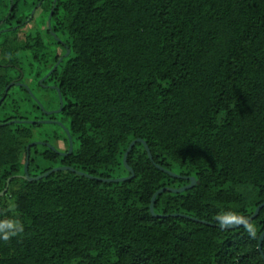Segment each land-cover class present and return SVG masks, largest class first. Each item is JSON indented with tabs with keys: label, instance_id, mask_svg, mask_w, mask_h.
Here are the masks:
<instances>
[{
	"label": "trees",
	"instance_id": "1",
	"mask_svg": "<svg viewBox=\"0 0 264 264\" xmlns=\"http://www.w3.org/2000/svg\"><path fill=\"white\" fill-rule=\"evenodd\" d=\"M40 9L53 43L25 29ZM26 70L55 94L71 154L38 144L54 125L34 122L40 101L41 115L21 112L34 101ZM0 102V219L24 226L0 240V264H264V207L256 239L215 221L264 204V0H0ZM136 140L153 161L136 144L130 181L52 172L126 178ZM27 162L31 178L48 175L27 181ZM186 178L196 185L159 193L156 215L211 225L152 216L153 196Z\"/></svg>",
	"mask_w": 264,
	"mask_h": 264
},
{
	"label": "rangeland",
	"instance_id": "2",
	"mask_svg": "<svg viewBox=\"0 0 264 264\" xmlns=\"http://www.w3.org/2000/svg\"><path fill=\"white\" fill-rule=\"evenodd\" d=\"M30 6L31 5H27L26 7L27 8H22L21 9V12L19 13L20 15H26V16H31V17H33L34 16V14H35V11L36 10H32L31 12H30ZM44 16V17H43ZM44 18L45 20H46V17H45V13L44 12H42L41 11V9L40 10H38V13L36 14V16H35V19H34V21L30 24H27V26L25 27V29H30V28H37V29H39V30H41L42 31V33L45 35L44 37H45V42H47V41H51L52 43L54 42L53 41V39H51L50 37H49V35H47V33H46V28L45 27H42V25H40V26H36V24H37V21H39V18ZM16 25H13L12 27H15ZM9 35L11 36L12 35V33H9ZM36 70V69H35ZM35 70H33L32 71V74H29V72L31 71V70H26L27 71V78H26V80H25V82L28 84V87L31 89V91L33 92V95L30 93V96L32 97V99L34 100V101H29V102H23V103H21L20 104V107H21V112L22 113H24V116H27V117H34V116H39V115H41V113L40 112H38V111H36V110H34V104H36V101H40V102H42L43 104H44V106H45V108H46V110H53V111H58L59 109H56L57 108V105H56V103H57V101H56V96H55V94H53V93H51V91L50 90H44L43 88H42V84H41V81L44 79V77L42 78V79H40L39 81L36 79L35 80ZM16 91H17V93H18V98L20 97V96H22V97H24L25 98V96H24V94L26 95V92H22V91H19V89H15ZM36 97V99H34V97ZM54 100V102L52 103V101ZM49 102L51 103V104H49ZM50 110V111H51ZM46 112H48V111H46ZM28 113H32L33 115H28ZM57 116H59V114H57ZM68 124H67V122H64V126L66 127ZM58 130L56 129V128H54V127H49V126H46V127H43L42 128V135L41 136H39V132H38V136H37V138H40V139H42V140H50V144L49 145H51V144H53V143H55V145H57L56 144V141L54 140V138H55V136H54V133H56ZM58 136L60 137V138H64V135L62 134V133H60L59 131H58ZM52 139V140H51ZM40 143H44V141H40ZM52 146V145H51ZM62 147L63 146H60V149H62ZM54 148V147H53Z\"/></svg>",
	"mask_w": 264,
	"mask_h": 264
},
{
	"label": "water",
	"instance_id": "3",
	"mask_svg": "<svg viewBox=\"0 0 264 264\" xmlns=\"http://www.w3.org/2000/svg\"><path fill=\"white\" fill-rule=\"evenodd\" d=\"M13 85H14V83H12V84L6 89V92H7V91H8ZM3 100H4V98H2V101H3ZM0 105H1V102H0ZM61 105H62V102H61ZM66 131H67V130H66ZM67 133H68V135H69V132H68V131H67ZM69 139H70V150H69V153H72V151H73V143H72V139H71L70 135H69ZM138 143H141V144L144 145V147H145V149H146V152L148 153V157H149V159H150L151 161H153V157H152V155H151V152H150V150H149L148 145H147L144 141H142V140H136V141H133V142L130 144V146L128 147V149H127V151H126V153H125V155H124V160H123L125 167L127 168L128 172L130 173V176H128V177H126V178L116 179V180L94 178V177L89 176V175H86V174H84V173H82V172L76 171V170H74L73 168H70V167H61V168H57V169L52 170V172H58V171H70V172H74V173H76L77 175H80V176H86V177H88V178H90V179H97V180H100V181H103V182H124V181H130V180H132V179L135 177V174H134V171L128 166V164H127V158H128V156H129V154H130L132 148H133L136 144H138ZM38 144H42V143H38ZM34 145H36V144H31V145H29V146L27 147V150L29 151L30 148L33 147ZM27 159H29V155L27 156ZM156 168H158L159 170H161L162 172L168 174V175L171 176V177H174V178H181V176L176 175V174H174V173H172V172H170V171H167V170H165L164 168H162V167H160V166H157V165H156ZM47 175H48V174L46 173V174H44L43 176H40V177H38V178H31V177L29 176V174H28V162L26 163V165H25V176H24V179H26L27 181H30V182H31V181L40 180V179H42L43 177H45V176H47ZM186 179H188V178H186ZM188 180H190V185H188V186H186V187H183V188H181V189H179V190H176V189H163V190L157 192V193L153 196V198H152V202H151V205H150V212H151V214H152L153 217H155V218H164V219H165V218H169V217H172V218H185V219H189V220H192V221L200 222V223L205 224V225H211V224H209V223H207V222H201V221H199V220H197V219H194V218L188 217V216H186V215H181V214H172V215H166V216H165V215H156V213H155V211H154V204H155V200H156L157 195H158L159 193H161V192H165V191H171L172 193H181V192H184V191H186V190L192 189V188L196 185V179H195V178H189ZM6 192H7V189H5V191H4L3 193H1L0 196H1V197L4 196V194H5ZM263 207H264V204L261 205L260 207H258V208L256 209L254 215L251 217V221L258 217V215H259V213H260V211H261V209H262ZM230 229H237V228H230ZM230 229H227V230H230ZM263 240H264V233L262 234V236H261V238H260L259 246H258L259 252H260V254H261V256H262V258H263V260H264V253H263V250H262V248H263Z\"/></svg>",
	"mask_w": 264,
	"mask_h": 264
},
{
	"label": "clouds",
	"instance_id": "4",
	"mask_svg": "<svg viewBox=\"0 0 264 264\" xmlns=\"http://www.w3.org/2000/svg\"><path fill=\"white\" fill-rule=\"evenodd\" d=\"M221 230L243 228L252 239L257 238V227L251 218L235 211H221L215 216ZM24 226L19 219H0V240L8 242L23 233Z\"/></svg>",
	"mask_w": 264,
	"mask_h": 264
},
{
	"label": "flooded vegetation",
	"instance_id": "5",
	"mask_svg": "<svg viewBox=\"0 0 264 264\" xmlns=\"http://www.w3.org/2000/svg\"><path fill=\"white\" fill-rule=\"evenodd\" d=\"M21 85L22 86H24V87H26L27 89H29L28 88V84L27 83H24V82H21ZM50 88H52V89H57L56 88V86H49ZM57 92L59 91L58 89L56 90ZM51 110V109H50ZM47 110L48 112H46L47 113V115H44L46 118H43V119H40V120H38V121H34V120H32V121H34V122H45V123H49V124H51V125H54V126H61V119L60 118H58V116H56V118L54 117L55 115H53L54 113L56 114V112H58V111H53V110ZM51 113V114H50ZM50 117H52V118H50ZM58 118V119H57ZM53 126V127H54ZM62 127V129L63 130H66V128L64 127V126H61ZM57 129V128H56ZM59 131V130H58ZM58 131L56 132V133H54V136H55V139H57V138H59V139H57L56 140V144L57 145H55V143H53V144H51V145H49L50 143H46V142H44V143H42V145H47L48 147H50V148H52V149H54L55 150V152L57 153V154H59L60 156H66V155H68V154H71V153H67L65 150H66V144H65V140H64V138L62 137V138H60L59 136H58ZM60 133H61V131H59ZM52 140V139H51ZM41 142H42V140H40ZM39 141V142H40ZM60 146H63L62 147V149H60ZM54 147V148H53ZM69 150H70V147H69ZM73 152V151H72Z\"/></svg>",
	"mask_w": 264,
	"mask_h": 264
}]
</instances>
